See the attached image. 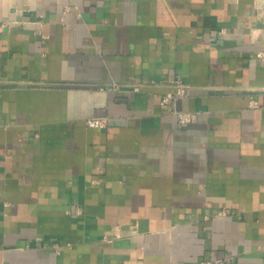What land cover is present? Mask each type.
Masks as SVG:
<instances>
[{"label": "crops", "instance_id": "1", "mask_svg": "<svg viewBox=\"0 0 264 264\" xmlns=\"http://www.w3.org/2000/svg\"><path fill=\"white\" fill-rule=\"evenodd\" d=\"M262 51L264 0H0V264H264Z\"/></svg>", "mask_w": 264, "mask_h": 264}, {"label": "built area", "instance_id": "2", "mask_svg": "<svg viewBox=\"0 0 264 264\" xmlns=\"http://www.w3.org/2000/svg\"><path fill=\"white\" fill-rule=\"evenodd\" d=\"M258 56L262 60H264V51L259 52ZM173 87L175 89V91L173 93H168V94L163 96L162 101L164 103H172L175 100H177L178 98H181V97H183V96H185L187 94V87L183 83L182 80H180V79L174 80L173 81ZM136 90H138V88H136ZM174 112L177 114L178 120H179V124L182 125V126L188 124L194 118V114L193 113L181 112V111H178V110H175V109H174ZM89 122L93 126L102 125V120L99 119V118L91 119Z\"/></svg>", "mask_w": 264, "mask_h": 264}]
</instances>
